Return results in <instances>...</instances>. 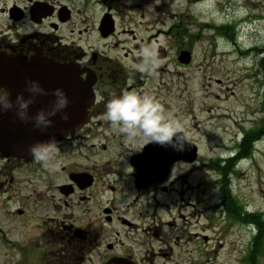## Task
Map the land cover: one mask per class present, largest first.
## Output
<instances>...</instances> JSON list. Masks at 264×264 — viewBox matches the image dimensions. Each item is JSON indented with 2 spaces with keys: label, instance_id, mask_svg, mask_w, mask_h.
<instances>
[{
  "label": "flooded vegetation",
  "instance_id": "obj_1",
  "mask_svg": "<svg viewBox=\"0 0 264 264\" xmlns=\"http://www.w3.org/2000/svg\"><path fill=\"white\" fill-rule=\"evenodd\" d=\"M205 1L0 0V25H8L0 26V87L13 101L20 93L28 98L26 80L39 81L49 93L62 88L69 115H85V103L91 102L83 123L64 128L57 115L43 133L12 111L0 112V264H174L173 233L163 235L173 223L158 215L171 205L159 197L182 194L198 160L171 161L172 148L126 138L105 119V104L124 91L158 100L159 72L172 64L194 65L197 43L208 40L202 31L190 30L197 19L190 9ZM133 24L141 26L140 35ZM235 30L228 21L226 37L235 41ZM143 46L159 58L155 75L136 68ZM250 51L264 55V41ZM54 99L37 97L29 114ZM255 120H242L231 136L232 153L221 161L226 196L234 188L230 176L236 179L240 169H257L258 185L263 178L264 121ZM38 135L41 141L54 136L59 142L55 170L28 154ZM185 138V150L198 147L186 131ZM159 152L168 159L160 165ZM225 194L222 207L233 213ZM252 203L244 195L236 215L252 236L250 255L241 264L264 259V208Z\"/></svg>",
  "mask_w": 264,
  "mask_h": 264
},
{
  "label": "rangeland",
  "instance_id": "obj_2",
  "mask_svg": "<svg viewBox=\"0 0 264 264\" xmlns=\"http://www.w3.org/2000/svg\"><path fill=\"white\" fill-rule=\"evenodd\" d=\"M190 12L197 16L196 26L190 30L202 31V38L208 41L197 43L193 66L177 68L172 64L155 78L162 81L157 101L166 114L183 123L198 146L199 159L196 174L189 175L182 194L159 197L171 206L158 215L173 223L163 235L173 233L174 264H241L250 255L252 236L239 225L236 215L244 195L253 201L252 207L264 208V157L259 162L260 184L257 169L247 166L236 172V179L230 176L234 188L227 196L221 161L232 153L231 136L242 120L264 121V55L250 51L264 41V21L259 20L264 18V0H206L191 5ZM138 13L133 15L138 17ZM228 21L236 25L235 41L225 35ZM0 26L5 29L8 25ZM132 27L140 35L141 26ZM224 194L235 212L222 207ZM260 246L262 256L264 239ZM261 262L264 264V259Z\"/></svg>",
  "mask_w": 264,
  "mask_h": 264
},
{
  "label": "clouds",
  "instance_id": "obj_3",
  "mask_svg": "<svg viewBox=\"0 0 264 264\" xmlns=\"http://www.w3.org/2000/svg\"><path fill=\"white\" fill-rule=\"evenodd\" d=\"M131 2V0H129ZM140 60L136 63L138 71L152 74L159 64L155 50L143 46L137 53ZM25 91L29 93L26 99L23 93L11 99V92L0 87V112H14L15 118L21 123L31 124L33 130L46 132L54 126L52 118L57 115L63 121H68L70 116L65 111L69 106V98L62 88H56L49 93L39 81L26 80ZM52 95L55 97L47 108H41L35 115L29 114L30 106L36 103L37 97ZM105 119L110 125L128 139H142L146 144H156L174 151H183L185 147V127L149 94L135 91H124L119 96H114L105 104ZM59 142L54 136L48 140L40 141L28 147V154L37 163L45 168L55 170L59 167L57 154Z\"/></svg>",
  "mask_w": 264,
  "mask_h": 264
},
{
  "label": "water",
  "instance_id": "obj_4",
  "mask_svg": "<svg viewBox=\"0 0 264 264\" xmlns=\"http://www.w3.org/2000/svg\"><path fill=\"white\" fill-rule=\"evenodd\" d=\"M187 56V55H185ZM91 104V102L86 101L85 103V115H69L70 119L68 121H63V125L64 128H71L73 125H79L81 123L84 122V120L87 117V106H89ZM59 122L61 123V120L59 118ZM42 139L41 136L38 135L37 137V142H40ZM191 150H183V151H171V154L174 156L173 158H171V161H181V160H185L188 163H192L195 160H197L198 158V149L196 146H191ZM162 152L158 153L157 159H156V164L160 165L161 164V160L166 161L168 160L167 157L165 155H162ZM148 165L151 164V162L147 163Z\"/></svg>",
  "mask_w": 264,
  "mask_h": 264
},
{
  "label": "trees",
  "instance_id": "obj_5",
  "mask_svg": "<svg viewBox=\"0 0 264 264\" xmlns=\"http://www.w3.org/2000/svg\"><path fill=\"white\" fill-rule=\"evenodd\" d=\"M232 40H234V38H232ZM264 62V61H263Z\"/></svg>",
  "mask_w": 264,
  "mask_h": 264
}]
</instances>
